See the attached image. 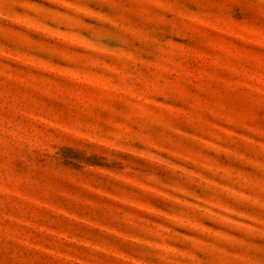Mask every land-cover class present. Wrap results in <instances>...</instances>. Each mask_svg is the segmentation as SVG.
<instances>
[{
  "label": "rangeland",
  "instance_id": "obj_1",
  "mask_svg": "<svg viewBox=\"0 0 264 264\" xmlns=\"http://www.w3.org/2000/svg\"><path fill=\"white\" fill-rule=\"evenodd\" d=\"M0 264H264V0H0Z\"/></svg>",
  "mask_w": 264,
  "mask_h": 264
}]
</instances>
